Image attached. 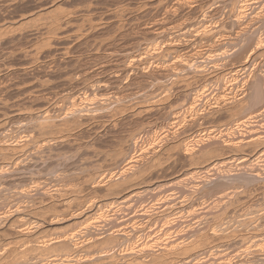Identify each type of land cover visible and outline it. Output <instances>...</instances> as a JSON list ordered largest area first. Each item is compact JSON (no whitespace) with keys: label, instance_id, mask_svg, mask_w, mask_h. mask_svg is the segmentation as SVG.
Masks as SVG:
<instances>
[{"label":"bare ground","instance_id":"6f19581e","mask_svg":"<svg viewBox=\"0 0 264 264\" xmlns=\"http://www.w3.org/2000/svg\"><path fill=\"white\" fill-rule=\"evenodd\" d=\"M101 1H105V0H101ZM101 1L100 0H0V121H1L0 123V240L3 237H9L10 240L9 239L8 240L11 242L9 243L5 241V243H8L9 246L8 248L7 244H5L3 241V243L6 245L7 248L5 247L0 248V264H264V192L260 191L261 193L257 194L258 192L257 191L254 194L253 192L255 191H253L252 194H250L248 193L250 190L248 191L245 190L243 186H242L243 189H241L242 187L239 182H238L240 184L239 187H241L239 189H237L238 186H235L233 184L231 188L225 187L222 189L220 187L221 190L218 188L220 190L218 192H216L217 190L215 189L216 194L212 193L213 197H211V195L209 196L210 198L206 197V199L209 200L208 202L205 200V197L202 196L205 195L204 193H201L202 194L201 195L198 192L200 198L199 196H195L197 197V199H195L194 196H193L194 198L190 197L192 192L189 191L190 194L187 195V198L185 199L184 198L177 199L179 198L178 196H175L177 197L176 199L175 197L171 199V196L168 197V199H166L165 198L166 196L165 197L163 196V198L165 199L164 200L162 199L163 203L161 202L162 207L160 209L143 208L141 210H136V211L134 210L132 212L120 213V209L113 208L115 206L118 207V205L125 207L128 201L133 199V197H137V196L140 197V195L143 192L147 190L149 191L150 189L148 183H150L151 180L153 181L156 180L155 182H157L156 183L157 185L154 184L153 187L158 186L159 179L161 177L162 178L166 177L167 174L169 175L168 172L167 174L165 173L166 171H168V169L171 172L172 169L177 168L176 165L178 161L185 162L186 166H188L187 169H185V165H182L183 163H179L181 164L178 165L179 170L181 169L183 170L184 168L186 172L188 170V172H190L191 174L200 173L202 174V176H204L203 178L201 177L202 179L200 178L199 181H196L194 183L193 186L195 189L193 190L195 194L197 193L195 191L196 189H199L200 191L204 189L206 186L209 187L210 185L209 183L211 181H212L211 183H213L215 179L217 180V178L213 176L216 173L215 168L217 166H226L232 163L234 165L237 163L241 165V167L250 165L251 167H253V169L250 170H251V175L254 178L256 177L255 181L260 177V175L264 173V168H262L261 166L260 168L258 166L256 167L255 165L257 164L254 165L255 162H251L254 160L256 161V159L260 158L264 154V130H261L262 128L261 129L257 128L258 126L254 127L253 124H251L253 123L252 122L253 118L256 119L257 117L261 118L262 116H264V94H263L264 87L261 82L262 79L260 78L261 75H262L261 77H263L264 75V58L262 57L263 59L261 60L263 61H261V63H259L260 60L259 62L258 61L256 62L259 63L260 71L254 72L253 71L254 69L250 67L253 72L249 74L247 71L249 75L248 76L246 75V79L241 82L240 87L238 88L237 85H234L236 84V79H237L236 73H239L240 71L245 72L248 69L249 63L252 62V60L254 61L255 57L258 56L260 57L264 55V37H261L259 34L264 28V0H223L224 2L221 1L222 2L221 4L225 6L228 5V3L226 2H229V4L231 5V7L229 5L231 9L228 8L229 10L232 11L231 13L233 14L232 21H230V23H234L238 27V32L235 35L232 34L234 35L233 37L231 35L230 37H228L229 39L226 41L222 39L214 40V43L211 42L213 43L212 45L208 44L209 46L206 51V55H203L205 51H203L204 52L203 54L197 53L199 52L198 51L199 48H198L197 52H195L196 50H194L195 53L190 54L188 58L185 57L186 59L183 58L180 59V57H184V56L183 55L179 56L180 55L179 54L178 57L176 56L177 55L176 53L179 52H175V56L177 57L175 58L177 60H175L174 58L173 61L172 60L173 57H172L171 59L173 61L172 63H169L168 65L156 64L155 66H153L152 64L154 69H156L155 71H157V75L160 76V78H164L165 81L167 80L166 81L167 83L158 80L157 81L159 86H161L162 88L164 87V89L168 90L169 93L165 92V90L160 91L162 90V88L159 90L160 91L159 95H161V92H163L162 97H160L156 93V97L157 95L158 98L160 97L159 100L162 98V100L166 101L168 98H170L171 90L175 92L176 90L182 89L184 87L181 81L187 83L189 79L194 80V78H196L198 79L199 83L200 82L204 83L207 80V76L209 77L210 74L209 75L205 74L206 72H204V69L202 68L204 64L201 63V61L203 62V60L205 62V58H207L209 62L214 61L215 62L214 64H216L218 60L220 61L225 60L224 63L222 62V66H223L225 62L228 60L227 58L229 57V55H231L229 54L230 53L229 48H231L232 50L234 46L238 45L239 47H241V45L245 43L246 47L243 48L244 50L241 47L242 52H244L243 54H245L246 51L250 49L248 55L246 53L247 56L244 57L245 59L241 56L240 58H243L244 60L240 59L237 62L233 61L231 64H229L230 67L225 65L228 67V74H230V78L232 77L231 80H229V86L231 87L228 88L229 90L228 94L230 95L224 97V99L222 98V100L224 101L222 105L219 103L221 110L224 111L226 114H228L231 119L230 123L229 124L227 123L228 125L225 126L224 128L225 132L224 130L223 133L222 131H220L221 133L218 135H216V133L214 132L215 135L213 134L207 138L205 137L206 141L209 142V144H206L209 145L207 148H205L206 145L203 143L205 146L203 145L202 147L205 149L199 147V145H202L201 144L202 142L200 144H197V142L193 143L191 141L192 142L191 143L190 140L188 139L187 141L185 140L186 137L183 140L180 139V141L178 142V140L174 139L176 138L175 137L176 134H175L173 138L170 137L172 138L171 141L169 140L170 138L167 139V141L164 140L166 143L163 141L165 144V145L163 144L161 145L163 147L160 146L159 148V145L161 144L160 143L158 146L156 144L158 149H156L157 147L156 148L152 147L147 149L139 148L138 153L136 151L135 141L132 140L134 135H131V133L126 136L115 135L116 132L120 130L118 128L121 127L122 125L121 122L122 121L125 122V120H122L124 119L123 118L124 115L126 117V115L129 114V113L124 114V113L128 109H131L132 111H134L135 109V106L131 104L128 105L127 103V102H132L131 100L127 101L123 99V97L127 93L122 94L124 96L121 95V93H123L127 89L126 90L123 89L124 91H121L122 86H120L121 89H119L115 85H119V83L121 84V82L123 83L124 79L125 80L129 79L130 82V81H134L136 78H139V76H141V78L147 77L149 75L148 73H150L148 71L151 70V69L148 70L147 74L144 71L147 70V66H146L147 62L151 63V61L152 62L157 61V59H160L162 56H163L162 59H164L165 61V57L162 53L163 50L161 53L159 52V50L163 47L162 45H160L162 46L161 48L159 47L160 49H156L158 50V52L156 50L155 52L153 49L151 50V48H153V43H151L150 45L151 48L150 47L148 48L149 46L148 44L145 45L146 47H142L143 48L142 52L138 49L137 50L135 49V51H137L136 53L134 50H132L131 52L129 51V49H131L129 47L130 45L129 43H131L132 39L129 43H128V39L132 38L133 36H135L134 38H136L137 34H133L136 32L137 30L136 28H139V30L143 31L142 33H144L145 35L146 34L152 35L153 33L154 37H156L155 35H158L156 33L160 32V31L157 32V29L162 30V28L166 26L164 24L165 26L162 27L163 26L161 25L162 22L166 20V18L168 19L169 17L171 18L172 15H174V17L173 19L171 18V20H174L177 10H182L180 12L184 11V13L187 12V14L193 13L190 16H193L195 14V16L197 15L198 17L197 22L190 23L189 20V23L188 24L185 23L186 25L183 28L180 26L183 29V30L181 29L182 31L180 32H178L179 28L177 27L178 28L177 34L179 33L180 35L179 34L176 35V33L171 34L173 36L176 35L175 37L188 36L187 38L189 39V36H191V33L193 31L196 33L198 32L196 30L197 26L200 30L203 29L202 27L203 25H205L204 23H206L207 19L208 21H210L209 17L210 18L212 17L211 19H213V17L215 18V15L218 17L217 15L219 14L218 8H222L224 6L221 7L220 3H219L220 5L218 6L215 4L218 7L217 8L213 3L216 0L215 1L213 0V2H211L210 0L211 5L213 4V6L211 7L214 6L215 7L212 8V11L210 10V12L212 13L208 14L207 12L208 15H205L204 14L205 12L203 13L201 11H204L206 9V5L204 10L200 9L202 6L200 4H199L200 7L199 9L194 10L195 5L192 8V4L197 0H169L170 7L167 6L169 7L168 10H166L167 8L166 9L164 8V10H166L164 13L163 12L164 10L163 11L159 10L162 8L159 5V2H157L160 8L157 9L156 7L155 8L153 6L152 7L154 8V11L159 10L163 12L164 13L163 15H166L164 17L165 19L163 18L162 22L157 23L158 22L157 21L155 22V24L151 23L144 26L143 21L141 19L140 20L142 23L139 20H137V15L139 10L138 12H135L136 11L135 5H134L135 7L134 9H132L133 7H130L128 4L124 5L126 7L120 6L119 4L118 6L115 4V1L112 0L114 1V5H116V7L104 8V10H101V4L103 5V3H105V2L101 3ZM112 1H110V3ZM127 1L128 0H126V2ZM169 1H167V3ZM203 1L204 0H201V4H203L204 7L205 1L204 3H202ZM99 2L101 4H100V9L98 10L99 12H97L96 8L99 7L97 6L99 5ZM217 2L219 1L217 0ZM167 3L166 5H168ZM145 4L146 2L139 5L145 7L146 6ZM151 4H153V2H151ZM154 4L155 6H158L155 2ZM208 5H207V9H208ZM146 7L149 9V6ZM140 8L143 9L142 7ZM145 9L146 8H144V10ZM92 10H94L97 13V16L95 18L94 15L96 13H94V11ZM146 11L148 12L147 9ZM228 12L230 13V11ZM150 13L152 14V12ZM143 14L146 15L145 12ZM153 14H155L153 16L156 17V11ZM157 14L159 15L158 12ZM160 15H162V13ZM138 17L140 18V16ZM147 17H148V13H147ZM185 17L189 18V16H185ZM144 19L146 18L144 17ZM193 19L192 21H196ZM171 20L169 19V21ZM146 21H148V19H146ZM166 21L164 23L169 22ZM221 22L219 24V27L222 26ZM204 27L205 29L202 30L200 33L197 34L192 33L194 35V37L192 35L193 39H195V41L197 40L198 42V43L196 42L195 44H199V41L201 40H203L204 42L213 41L212 39L215 34H217V38H218L219 30L221 29V27L219 28L218 31L216 29L217 27L216 28L213 27L216 30L211 29V31L209 30V28L206 31L207 26ZM193 28L195 29L193 30ZM165 29L168 30V27ZM98 31H100L103 36L105 35V37H103ZM154 31L156 33H154ZM163 31L164 30H162V34L164 33ZM174 31L175 30H173L172 32L171 30L170 32L174 33ZM96 32H98L100 36H102L101 39L98 38L100 40L96 39L97 36H99V35L96 36ZM166 33L165 35H167ZM132 34L133 36L130 37V35ZM160 35L161 33H159V37ZM94 37L98 41L94 40ZM162 37H163V41H165L166 43L165 44L166 46L163 47L166 48V51H164V53H166L168 49H170L171 51L172 48L173 51L174 49L175 51L179 50V48L176 50L177 48L176 46L178 44L179 45L182 44V42H180L181 40L179 41L180 43L177 42L178 44L176 45L175 43H173L174 42L173 40L175 39L174 37H173L174 39L171 42L170 41L166 42L167 41V39L165 38L166 36L162 35L161 38ZM192 37L190 39H192ZM177 38L179 39V37ZM181 38L182 37H180V39ZM183 39L185 40L186 38ZM20 40L21 42H23V40L24 42L27 41L26 44L28 45H24L25 47L24 46L22 47V45L25 43L23 44L20 43V45L21 44L22 45L19 46L18 44ZM159 41L160 40H158V42ZM185 42L187 43L186 40ZM191 42H192L191 40H188V44L185 46L189 45L188 47L191 48L190 46ZM134 43H136L135 40L132 44ZM161 44H163V42ZM89 45H91V47L94 48L93 51L96 53L95 55L98 54L99 56L98 57L99 62L95 58L96 63H98L96 68L98 69L100 68V70L102 71L103 68L105 69V67L109 63L113 64V67H111L110 69L113 70V68H116V70L114 69L115 70L114 72H111V74H108L107 76L112 81V83L108 82L109 85H111V87H109L104 77H103L104 81L108 86L104 84L105 82L102 81L101 78L100 80L103 83L99 80V78L98 79L93 78L94 76L93 73H92L93 76H91L93 79L91 80L86 79V77L88 76L90 77V73L93 72L94 70L96 71L97 74L98 69L96 70L95 68L93 70L90 69L89 66L85 67L86 65H82L81 63H83L84 61L80 63L79 60V58L80 57L82 58V56L80 57L78 56L79 58L77 57V55L74 56L75 54L74 49L78 47L84 48L85 46L86 47L88 46L89 48ZM138 46L135 45L134 47L136 48ZM185 46L184 48L186 49ZM192 48H194V45ZM186 50L189 51L190 49L187 48ZM228 50L229 53L227 52ZM167 53L169 54V52ZM171 53L173 52H170V54ZM210 55L211 57H209ZM212 55H214L215 58L212 57ZM248 56L250 57L251 61L250 59L248 60ZM201 57H204V59L203 58H202L203 60L199 59L200 60L199 62L197 59ZM237 59H239V57ZM82 60H84V58H82ZM195 60H197L198 62ZM91 62H89V64ZM69 64L70 65L72 64L73 67H71L70 70L68 69L69 71L68 70L67 71L69 73H67L65 70L68 67L65 65H69ZM252 64L254 63H251L250 65ZM217 66L220 67V64L218 65L216 64V67L215 65L213 67H215V69L219 68ZM225 66L223 67V69L225 68ZM260 66H262V69ZM143 67L144 70L142 69ZM213 67L211 70L214 69ZM207 68L205 67V69ZM109 71L106 72L108 73ZM65 75H67V77H65ZM151 75L152 74H150L149 76ZM154 75L155 74L153 73V76ZM95 76H98V74ZM77 77H78L77 79L78 82H80L81 80L83 81L84 80L83 78L87 80V82L86 80L85 82L84 81L80 82L82 83L80 84L81 85L80 89L83 91L84 94L82 95L83 98L85 99L95 98V100H93L94 104H92L93 102H91L92 105L91 107L83 106L82 103L83 101H81L82 104L81 105L77 101V97L72 96V92L70 94L60 93L61 95L59 94L57 95L52 93L51 91L52 89L49 86L50 79L53 78L54 80V78H56V80H58L60 78L58 80L59 83L65 80V84L63 82L62 86L67 84H76V86H78L77 84L79 83L77 82V80H75ZM79 77H82V79H79ZM154 77L156 78V76ZM150 78H152V76ZM109 79H107V81ZM53 83L54 82H51V84ZM127 83L128 82H126V85ZM112 84H114V87H112ZM53 86L55 89L56 88L55 85H52V87ZM69 87L72 86L70 85ZM234 87L237 88L235 89ZM66 89H68V87H66ZM201 89H196L195 90L196 92H194L193 94L198 93L199 95L200 93L203 92V90ZM173 92H171V94ZM183 94L185 99L188 101L189 106L191 107L194 104L193 99L196 98L195 95L197 94L193 95L191 93L192 97H189V93H186V91L183 92ZM80 96L81 95H79V97ZM199 96H201V94ZM158 98H156L157 101ZM249 99L250 101L253 99V101H251L250 104H252V102L254 104H252V107L250 106L251 107L250 110L247 108L248 112L247 113L245 112L246 114L243 115L244 114L243 109L246 108V105L248 103L247 101ZM86 100L87 102L85 103L88 104V102L90 101H88V99ZM124 100L126 101L127 104L124 102ZM155 105L156 104L153 101L149 105H147L146 108H144V110L142 111H145V109L147 110L151 108L154 109ZM37 106H40V108L37 109ZM159 107H162L163 109V105L162 106L159 105ZM159 107L158 109L156 108L157 109L156 112H159ZM139 110L137 111L140 112ZM137 111H135V113ZM210 111L212 112V110ZM167 112L170 113V111L166 110V113ZM133 113L134 112H132L130 116H132ZM169 113L168 115H172V113L170 114ZM215 114L216 112L214 111V115ZM137 115H133V116L136 118ZM195 115L196 113L194 114V116ZM210 115L209 117L206 116V118H210L211 117ZM140 116L141 115H139V117ZM199 118L200 117H198V119ZM195 119L193 118V121L191 122L188 121L190 123L188 124H189V130H192L194 136H196V140L195 138L192 139L197 141L198 139L197 126L199 125L194 122L196 121ZM260 120L262 121V119ZM186 127L188 128V126ZM241 127L242 128L247 127L248 130L246 129L244 130L246 134L242 133L243 129L242 131L237 130ZM229 131L231 132L229 133L230 135L232 134V132L235 134L237 133V135L234 138H229V135L227 136ZM82 134H84V136L85 134L88 135V138L85 136V138L87 139H89L90 137L89 143H85L84 145L82 144L83 142L82 143L80 142L81 145L80 143H77L79 142L77 141V139L79 137H83ZM97 138H105L106 141L108 139L109 143L111 144V145L109 144L108 146L110 147V149L112 148L110 150L112 153L110 154L109 157H106V155H108L109 149L104 148L105 150H99V148L97 149V146H95L96 144L93 143V141H95ZM200 140L202 141L201 138ZM200 140L198 141L200 142ZM108 141L105 143H108ZM73 144H75L77 149L80 148L83 150L82 154L88 156L87 158L88 161L89 159L90 160L93 159L95 161L97 158L104 159L103 160V162H105L104 167L109 168L108 170H106L107 172L105 171V173L104 172L99 173L100 171L103 170L101 166L102 170L98 172L99 173L98 175L93 174L91 177L87 175L86 176L83 175V177L84 178L86 177L87 179L80 177L83 180L80 179L81 181H79L77 179L78 182L74 185V187L65 188V189L64 187L57 188L59 185L57 183L62 181V177L57 179L54 178L56 180H52V181H54L53 182L55 184L54 186H56V184L57 186L56 188L52 186L54 188V190L52 189L53 191H49L46 186L42 185V183L46 185L45 182L40 183L42 180H40V182L38 183L36 178H38L40 174L37 177L32 178V176H36V175L35 174L33 175L32 172L30 171L31 166H34L35 168L36 167L35 165L39 162H45V161L51 162L50 160L52 159L53 155L54 157L57 156L59 157V155L61 156V154L59 155L57 154L59 153L57 152L59 150V149L57 150V148L62 146L72 147L74 146ZM71 147H68V150L69 148L73 149ZM240 147L242 148V150L243 148L245 149V151L247 150L248 153L247 154L238 153ZM74 154L73 156H75ZM82 154H80V156ZM86 156H85V160H86ZM81 158L84 157L81 156ZM85 160L84 162L86 163ZM233 161H238V162H233ZM48 165L47 167L49 168ZM45 167H43V169ZM55 167H57V165ZM97 169L98 168H96V170ZM46 170L48 171L49 169L46 168ZM179 170H173L171 174L174 175V173L178 172ZM49 171L51 173L52 170ZM218 172L216 173V176ZM240 172L239 174L242 175V173ZM249 172H247V174ZM60 173L61 172H59L58 174L60 175ZM63 173L65 172H62L61 175ZM72 173L73 172H71L70 174L71 176H73ZM76 174L77 175H74V177L78 178L80 174L79 175L78 173ZM239 174L236 175L232 174V177L237 176L238 178ZM243 174H245V172ZM246 175H242L239 178H242ZM50 176H48V178ZM171 176L172 175L168 176L170 178L167 179L169 185H172L176 182H181L182 179L186 178L185 177L178 179L179 176L178 174H175L172 177ZM41 177L42 176L40 175L38 179H40ZM51 177L50 179H52ZM56 177H58V175ZM75 178L73 179L75 180ZM162 178L160 180H162ZM176 179L178 180L176 181ZM259 179L260 180L262 179L264 181L262 176ZM216 180L214 182H216ZM241 180H245V179H241ZM250 180L252 181V178H250ZM35 181L37 183L36 185L34 183ZM52 181H50V183ZM255 181L252 182L255 183ZM28 182L31 183L33 182L35 187L31 189L33 183L31 184L30 186L31 188H30L29 187L30 183L28 185ZM226 182L227 181H225V183ZM48 183L49 182L47 180V184ZM263 183L261 184L263 185ZM150 184L152 186V183ZM218 186L216 185V187ZM223 186L224 184L222 185V187ZM263 186L262 188L264 189ZM161 187H160V191L162 192ZM167 187L169 186L167 185ZM248 187L249 186H247V188ZM51 188L49 189L51 190ZM81 188L84 189L86 188V190L87 188L90 189L87 190L89 191L87 193H90L92 190L97 192L100 191L102 193L105 192L107 193V196L109 194L112 195L114 199L110 197L113 200L110 202V204L111 206L113 204L112 207L114 209V210L112 209L113 212L106 214L107 213L106 211L107 207H106L105 208L106 213L104 212L105 216L99 212L101 209L98 211L100 214L97 211L96 213L94 211L98 210V208H101L100 206L98 207V205L97 207L95 206L96 209L94 208V211H91L89 207H93L94 202L92 203L93 205L90 204L89 207L88 206L87 208L85 207L87 210L80 209L78 205H76L77 206L76 209L75 206L73 205L77 204L75 202H79L77 200L78 197L76 195L79 189H80L79 191L82 192L83 189ZM179 188L180 187H178V191ZM257 189L259 190V188ZM213 190L212 192H214ZM254 190H256L255 187ZM155 191L157 190L155 189ZM97 192L94 193L98 194ZM175 192H177V190ZM94 193L91 192L90 194L93 195ZM74 196H76L77 199L75 198L73 205L70 207L71 203L73 202ZM80 196L82 197V195ZM70 199H72L71 200L72 202L70 201ZM85 200L87 199L85 198L84 201ZM154 200L156 199L154 198ZM157 202L160 203V201ZM243 203H249L246 208L244 207L245 209L242 208ZM212 205L219 207L220 209L217 208L219 211L217 209H214L217 212L211 210ZM240 205L242 207H240ZM58 206H62L61 208L63 209L67 207L68 209L74 208L75 210L72 209V211H69L66 208L67 209V210L65 209L66 212H63V210L61 211L60 209H58V211L60 210L61 212L58 213L52 212L53 215L51 216L50 209H53L52 211H54L58 208ZM155 206L156 205H154V207ZM208 206H211L210 209ZM127 208H126L127 211L128 210L131 211V209L129 208L127 209ZM102 209L104 208L102 207ZM122 210L125 211V209H121V211ZM103 211L104 210H102L101 212ZM26 212H28L29 214L30 212H34L38 216V218H36L37 220L31 218L32 219V221L30 220L31 223H28L29 222L28 220L30 218L26 216L27 217V221H26L25 219ZM48 212L50 213V216L48 215L49 214ZM97 214L102 215L101 220L96 219L97 217L100 218L99 215ZM32 216H34V214H32ZM69 219H73L74 220L72 221L73 223L72 222L68 223L67 228H65L66 226L63 225V227L65 226L64 227L65 229H63V227H62L63 230L60 229L61 225L59 226V224L68 222ZM75 221L77 224L75 223ZM55 224H57L59 227H54L53 225ZM157 230H159L160 232ZM156 231L159 232L158 234H161V231L163 232L162 239H161V235L156 236V237H160V239L156 237L155 239L151 238L157 234ZM155 232L156 234L153 235V233ZM148 236L150 239L147 238L143 240ZM9 244H11V247ZM21 245L23 246L20 248ZM23 247L26 248L24 249ZM30 253L33 254L35 253L37 255V256L35 255L36 256L35 260L31 259ZM28 255H29V259H28Z\"/></svg>","mask_w":264,"mask_h":264},{"label":"rangeland","instance_id":"374dc122","mask_svg":"<svg viewBox=\"0 0 264 264\" xmlns=\"http://www.w3.org/2000/svg\"><path fill=\"white\" fill-rule=\"evenodd\" d=\"M101 1V0H100ZM110 1H112V0H105V1H101V3L102 2H105V3H103V5L99 2V5H97V6H99V7H97L96 8V10H97V12H99L98 10L100 9V4H101V10H104V8H113V7H116V5H120V6H124V5H126V4H128L130 7H133L132 9H134L135 7L137 8H135V12H138V10H139V12H138V15H137V20H139L140 22H141V20L143 21V24H144V26L145 25H147V24H155V22H157V23H159V22H162L163 21V18L166 16V15H163L164 13H165V11L166 10H168V8L170 7L169 5V3H170V1L169 0H159V1H156V0H128L127 2H126V0H114L115 1V4L116 5H114V1H112L111 3H110ZM133 1V2H132ZM146 2V6H149V9L145 6H141V5H139V4H142V3H144V2ZM167 1H169L168 3H167ZM204 1H205V3H204ZM202 3H204V7H203V4H201V0H197L196 2H194L193 4H192V8H193V6H194V10L196 9H199L200 7H199V4L200 5H202L201 6V10L203 9H205V5H206V9H207V5H208V11L205 9L204 11H201V12H205L204 14L205 15H208V14H210V13H212V12H210V10L212 11V8H214L216 5L218 6V5H220L222 2L221 1H223V0H218L219 2H217V0L215 1V2H213V0H211V2H213L214 3V7H211V6H213V4L211 5V2H210V0L208 1V0H204ZM107 2V3H106ZM116 2H118V3H116ZM141 2V3H140ZM150 2V3H149ZM151 2H153V4H154V2L158 5V3L157 2H159V5L161 6V8L162 9H159V10H164V8L166 9V10H164L163 12H161V11H159V10H155L156 11V17L155 16H153V15H155V14H153L155 11H154V8L156 7L157 9L158 8H160L159 7V5L158 6H155V4L153 5V4H151ZM162 2V3H161ZM207 2H208V4H207ZM224 2V1H223ZM125 3V4H124ZM130 3V4H129ZM139 3V4H138ZM166 3L168 4V5H166ZM220 3V4H219ZM226 3H228V5L227 6H225V5H223V4H221L220 6L222 7V6H224V7H222V8H218L217 6V8L219 9L218 11V13L219 14H221V15H219V14H217L218 15V17L215 15V18L213 17V19H211L210 17H209V19H210V21H208V19H207V21H206V23H204L205 25H203V27L202 26H200V27H202L203 29H199L198 28V26H197V28H196V30L198 31L197 33H200L202 30H204L205 29V27L204 26H207V28H206V31L208 30V28H209V30L211 31V29H215L216 27V29H217V31L219 30V28L221 27V31L219 30V34H218V38H217V34H215L214 35V37H213V41H210V42H204L203 40H201V41H199V44H195L196 42H197V40L195 41V39H193V37H194V35L192 34V33H196V32H192L191 33V36H189V39L186 37V36H177V37H179V39L177 38V37H175L176 35H178L177 34V30H178V28H179V30H178V32H180V31H182L183 29V27L186 25V24H188L189 23V20H190V23H193V22H197V19H198V17H197V15L195 16V14L193 15V16H190V15H192L193 13H188L187 14V12L186 13H184V11L183 12H180V11H182V10H175L177 13H176V15H175V18H174V20H171V18L173 19V17H174V15H172V17L170 18L169 17V19L172 21H169V19L168 18H166V20H164L163 22H162V24L161 25H163L162 27H164L165 25V27L164 28H162V30H164L163 32V34H162V30L160 29H157V32H159V33H161V35H160V37H159V33H156L155 31H154V33H156V34H158V35H155L156 37H154V34L152 33V35L151 34H144V33H142L143 31H141V30H139V28H136V29H134V30H136V32L135 33H133V34H137L136 35V38H134L135 36H133V34L132 35H130V37L131 36H133L132 38H129L128 39V43L131 41V39H132V41H131V43H129L130 45H129V47L131 48V49H129V51H131L132 52V50H134L135 51V49L137 50H140L141 52H142V47H146L145 45H149L148 46V48L150 47L151 48V43H153V48H151V50L153 49L154 51L156 50V49H160L162 46L163 47H165L166 45V43H165V41H163V37L161 38V36L162 35H164V36H166L165 38L167 39V41L166 42H171L174 38V42L173 43H175L176 45L178 44V43H180V42H182V44H178L175 48H176V50L179 48V50H177V51H175V49H174V51H173V48L171 49V51H170V49H168L167 50V52H169V54L166 52V53H164V51H166V48H161L160 50H159V52L161 53L162 52V50H163V55H164V57H165V61H167V62H165L164 61V59H162L163 58V56L160 58V59H157V61L158 60H161V61H151V63L150 62H147V64H146V66H147V70H144V67L142 68L145 72H146V74L148 73V72H150V73H148L149 75L150 74H152L151 76H152V78H150L151 76H147V77H142L141 78V76H139V78H136L134 81H130L129 82V79H124L123 80V83L121 82V84L119 83V85H115L117 88H119V89H121V91H124V90H126V91H124L123 93H121V95L122 94H125V93H127V94H125V96L124 95H122V96H124L123 97V99H125V100H127V101H132V102H127L128 103V105L129 104H131V105H133V106H135V109H134V111H132L131 109H128L124 114H128V115H126V117H125V115H124V119H122V120H125V122H121V124L123 125H121V127L120 128H118V129H120V130H118V132H116V136H126V135H128V134H130L131 133V135H134L133 136V141H135V144H136V151H137V153H138V150H139V148H142V149H147V148H152V147H157L160 143V145H159V148H160V146L163 144V145H165L164 144V142L165 141H167V139H169L170 137H174V135H175V137L177 138H174L175 140H178V142L180 141V139H185V137H186V141H187V139L188 140H190V142L192 141L193 143L194 142H197V144H200L201 142V144L202 145H199V147H201L202 149H205V148H207L209 145H206V144H209V142H207L206 141V139H205V137L207 138V137H209V136H211V135H215V133H216V135H218V134H220L221 132L220 131H222V133H223V130H224V128H225V126H227L229 123H230V116L228 115V114H226L224 111H222L221 110V107H220V104L222 105V103L224 102L223 100H222V98L224 99V97H227V96H229L230 94H228L229 93V90H228V88H230L231 86H229V80H231V78H230V74H228V67H230V65L229 64H231L233 61H235V62H237V61H239L240 59L242 60L244 57H246L247 55H248V52H250V49L249 50H247L246 51V53H247V55H246V53L245 54H243L244 52H242V50H241V47H242V49L243 48H245L246 47V44L244 43V44H242L241 45V47H239L238 45L237 46H234L233 47V49L231 50V48H229V50H230V53H229V50L227 51L229 54H231V55H229V57L226 59L227 61L225 62V64L222 66V62L224 63V61H220V60H218V61H220V62H218L217 60V62H216V64L218 65V64H220V67L219 66H217V67H219V68H216L215 69V67H216V64H214L215 62L213 61H208L207 60V58H205V62H204V57H201V58H198L197 60L200 62V60L199 59H201V60H203V62L201 61V63H203L202 65V68L204 69V72H206L205 74H207V75H209V77L207 76V80L203 83V82H200L199 83V81H198V79H196V78H194V80H191V79H189V81L187 82V83H184L183 81H181L182 82V84L184 85V87L182 88V89H178V90H176L175 92H173L172 90H171V92H173L172 94H171V92H170V98H168L166 101H164V100H162V98L159 100V98L160 97H162L163 96V92H161V95H159V92L160 91H163V90H165V92H168V90H166V89H164V87L162 88L161 86H159V84H158V81H162V82H165V83H167L166 81H165V79L164 78H160V76H158L157 75V71H155L156 69H154V67L153 66H155L156 64H159V65H168L169 63H172L173 61H174V58L176 57V56H178L179 54V56H181V55H183L184 57H180V59H186L185 57H187L188 58V56L190 55V54H192V53H195V52H197V49H198V51L199 52H197V53H201V54H203L204 52L203 51H205V53L203 54V55H206V51H207V49H208V46L211 44H213L214 43V40H218V39H222V40H228L229 38L228 37H230L232 34H236L237 32H238V27L236 26V24H234V23H230V21H232V11L231 10H229L228 8H230L231 7V5L229 4V2H226ZM108 4V5H107ZM133 4V5H132ZM162 4V5H161ZM166 6H165V5ZM197 4V5H196ZM105 5V6H104ZM118 5V6H119ZM127 5V6H128ZM134 5H135V7H134ZM138 7H137V6ZM164 5V6H163ZM229 5H230V7H229ZM67 6V5H66ZM66 6H64V7H66ZM104 6V7H103ZM128 6V7H129ZM154 8H153V7ZM167 6H169V7H167ZM210 6V7H209ZM124 7H126V6H124ZM140 7H144V8H146L147 10H148V12L146 11V9L144 10V8L143 9H141ZM140 9H141V12H140ZM153 9V10H152ZM221 9V10H220ZM225 9V10H224ZM231 9V8H230ZM95 10V9H94ZM94 10H92V11H94ZM100 10V11H101ZM143 10H144V12H145V14L146 15H144L143 13ZM248 10V9H247ZM152 12V14L150 13V12ZM154 11V12H153ZM228 11H230V13L228 12ZM134 12V11H133ZM143 12V13H142ZM148 13V17H147V13ZM157 12L159 13V15L162 13V15H158L157 14ZM161 12V13H160ZM207 12H208V14H207ZM226 12V13H225ZM94 13H96L95 11H94ZM142 13V14H141ZM150 13V14H149ZM179 13H180V15H179ZM174 14H175V12H174ZM183 14V15H182ZM187 14V15H186ZM227 14V15H226ZM152 17H151V16ZM229 15V16H228ZM231 15V16H230ZM97 16V13L94 15V18ZM138 16H140V18L138 17ZM146 18V19H148V21H146V19H144V17ZM185 16H189V18H191V19H189L188 17H185ZM159 17V18H158ZM162 17V18H161ZM196 19H195V18ZM231 17V18H230ZM139 18V19H138ZM194 18V19H193ZM217 18V19H216ZM219 18V19H218ZM141 19V20H140ZM151 19V20H150ZM165 19V18H164ZM188 19V20H187ZM192 19L193 20H196V21H192ZM228 19H229V21H228ZM220 20V21H219ZM152 21V22H151ZM168 22V23H170V24H168V23H164V22ZM186 21V22H185ZM218 21H219V23H218ZM222 21V22H221ZM145 22V23H144ZM220 22H221V24H222V26H220L219 27V24H220ZM142 23V22H141ZM186 23V24H185ZM165 24V25H164ZM183 24V25H182ZM198 25V24H197ZM200 25H202V24H200ZM216 25V26H215ZM143 26V25H142ZM171 26V27H170ZM173 26V27H172ZM182 28H181V27ZM195 26H196V24H195ZM168 27V30H166L165 28H167ZM178 27V28H177ZM194 27V26H193ZM210 27H212V28H210ZM213 27H215V28H213ZM234 27V28H233ZM169 28H171V29H169ZM195 28H193V30L195 29ZM182 29V30H181ZM215 29V30H216ZM139 30V31H138ZM166 30V31H165ZM172 30V32H173V30H175L174 31V33H172V32H170ZM263 30H264V28H263ZM262 30V31H263ZM140 33H138V32ZM223 31V32H222ZM262 31H261V33H262ZM100 34H101V32L100 31H98ZM98 32H96V36L97 35H99V36H97V38L96 39H98V38H102V36H100V34L98 33ZM167 32V33H166ZM165 33L167 34V35H165ZM176 33V35L175 36H173V35H171V34H175ZM196 33V34H197ZM261 33H259L260 34V36L261 37H264L263 35H264V31H263V33L261 34ZM171 36H169V35ZM139 35V36H138ZM140 35H142V36H140ZM180 35V34H179ZM192 35H193V37H192ZM234 35H232V37L234 36ZM145 36V37H144ZM151 36H152V38H151ZM170 37V38H168V37ZM103 37H105V35L103 36ZM157 37H159V38H161V39H159V38H157ZM174 37V38H173ZM180 37H182L181 39H180ZM192 37V39H190ZM219 37H221V38H219ZM226 37V38H225ZM143 38V39H142ZM156 38V39H155ZM183 38H186L185 40L187 41V43L185 42V40L183 39ZM95 39V37H94V40H96ZM100 39H98V40H100ZM98 40H96V41H98ZM134 40L136 41V43H134V44H132L133 42H134ZM155 40V41H154ZM157 40V41H156ZM158 40H160V41H162L163 42V44H161L162 42H158ZM175 40H176V42H175ZM181 40V41H180ZM188 40H191L192 42H191V48H189L188 46H185V45H187L188 44ZM152 41V42H151ZM180 41V42H179ZM202 41H203V43H202ZM122 42H125V41H122ZM142 42V43H141ZM178 42V43H177ZM183 42H184V44H183ZM211 42H213V43H211ZM20 43H25V44H21L22 45V47L24 46V45H28V44H26L27 43V41H25L24 42V40H23V42H21V40H20V42H19V46H21L20 45ZM126 43H127V41H126ZM144 43V44H143ZM146 43V44H145ZM154 43H156V44H154ZM198 43V42H197ZM140 44V45H139ZM207 44V45H206ZM209 44V45H208ZM133 45V46H132ZM138 46V47H134V46ZM158 45V46H157ZM160 45H162V46H160ZM193 45H194V48H192L193 47ZM141 46V47H140ZM158 47V48H155V47ZM184 46L186 47V49L188 48V49H190L189 51L188 50H186L185 48H184ZM207 46V47H206ZM25 47V46H24ZM86 47V46H85ZM84 47V48H85ZM133 47H134V49H133ZM160 47V48H159ZM183 49H182V48ZM79 48V47H78ZM78 48H75L73 51L75 52V54H74V52H73V54H74V56L75 55H77V57L79 56H82V58H84V60H82V58L80 59L79 57V60H80V63L81 62H83V63H81L82 65H86L85 67H87V66H89L90 67V69H95L96 67H97V64L98 63H96V59H97V61L99 62V59H98V54L97 55H95L96 53L93 51L94 50V48L93 47H91V45H89V48H88V46L86 47V48H88V49H84V48H82V47H80L79 49ZM91 48V49H90ZM140 48V49H139ZM181 48V49H180ZM206 48V49H205ZM77 49V50H76ZM185 49V50H184ZM203 49V50H202ZM205 49V50H204ZM80 50V51H79ZM194 50H196L195 52H194ZM234 50H235V52H234ZM238 50V51H237ZM244 50V49H243ZM91 51V52H90ZM133 51V52H134ZM157 52H158V50H156ZM155 51V52H156ZM180 51H182V52H180ZM233 51V52H232ZM78 54H77V53ZM137 51H135V53H136ZM139 52V51H138ZM170 52H173V53H171L172 54V56H171V54H170ZM175 52H179V53H176L177 55L175 56ZM191 52V53H190ZM241 52V53H240ZM90 53V54H89ZM186 53V54H185ZM189 53V54H188ZM237 53V54H236ZM86 54V55H85ZM174 54V55H173ZM188 54V55H187ZM236 54V55H235ZM240 54H242V55H240ZM251 54V53H250ZM253 54V53H252ZM92 55H95V56H92ZM168 55H169V57H168ZM187 55V56H186ZM234 55V56H233ZM239 55V56H238ZM263 55V54H262ZM178 56V57H179ZM233 56V57H232ZM237 56V57H236ZM243 57V58H240V57ZM251 56V55H250ZM89 57H91V58H89ZM167 57V58H166ZM171 57V58H170ZM172 57H173V59H172ZM209 57H211V55L209 56ZM212 57H214L215 58V56L214 55H212ZM239 57V59H237ZM264 58V55L263 56H258V57H255V59H254V61L252 60V62H250L249 63V66H248V69L244 72V71H240L239 73H236L237 74V79H236V84H234V85H237V87L239 88L240 87V85H241V82L242 81H244L245 79H246V75L248 76L249 74H251V72H258V71H260V68H259V63H261V61H263V60H261V59H263ZM96 58V59H95ZM170 58V59H169ZM177 58V57H176ZM175 58V60H177ZM203 58V59H202ZM233 58H234V60H233ZM258 58V59H257ZM87 59H89V60H87ZM173 61H172V60ZM179 59V58H178ZM230 59V60H229ZM245 59V58H244ZM243 59V60H244ZM250 59V57L248 56V60ZM94 60H95V62H94ZM171 60V61H170ZM197 60H195V61H197ZM259 60H260V62H259ZM92 61V62H91ZM168 61H170V62H168ZM197 61V62H198ZM250 61H251V59H250ZM259 62V63H256V62ZM86 62V63H85ZM88 62V63H87ZM89 62H91L90 64H89ZM93 62H94V64H93ZM156 62V63H155ZM228 62V63H227ZM234 62V63H235ZM109 63V62H108ZM149 63V64H148ZM167 63V64H166ZM227 63V64H226ZM251 63H254V64H256V65H254V64H252V65H250ZM112 63H109L106 67H105V69L103 68V70L101 71L100 70V68L98 69V68H96V70L98 71L97 72V74H98V76H95V75H97L96 74V71L94 72H91L90 73V77L91 76H93V78H96V79H98L99 78V80H100V78H101V80L102 81H104V78H105V81L108 83H112V81L107 77L108 76V74H111V72H114L115 70H116V68H113V70L112 69H110L111 67H113V64L111 65ZM151 64V65H150ZM152 64H153V66H152ZM215 65V67H213L214 65ZM258 64V65H257ZM72 65V64H71ZM70 64L69 65H65V66H67L68 68H66V72L67 73H69L68 71L71 69V67H73V65L71 66ZM91 65V66H90ZM94 65V66H93ZM96 65V66H95ZM111 65V66H110ZM209 65V66H208ZM213 65V66H212ZM225 65H227V66H225ZM145 66V67H146ZM151 66H152V68H151ZM225 66V68L223 69V67ZM253 66H254V68H253ZM256 66V67H255ZM93 67V68H92ZM205 67L207 68V67H209V68H207V69H205ZM212 67L215 69H213V70H211L212 69ZM222 67V68H221ZM227 67V68H226ZM254 69L253 71H252V69ZM261 67V69H262V66H260ZM149 68V69H148ZM221 68V69H220ZM259 70H258V69ZM69 69V70H68ZM107 69V70H106ZM115 69V70H114ZM146 69V68H145ZM152 70V72L155 74L154 76H156V78L153 76V73L151 72V70ZM68 70V71H67ZM110 70V71H109ZM148 70H150V71H148ZM154 70V71H153ZM218 70H220V71H218ZM222 70V71H221ZM249 70H251V71H249ZM101 71V72H100ZM106 71H109L108 73L106 72ZM148 71V72H147ZM211 71H213V72H211ZM217 71V72H216ZM223 71H224V73H223ZM227 71V72H226ZM247 71H248V73H247ZM100 72V73H99ZM104 72H106V73H104ZM221 72H222V74H221ZM92 73H93V75H92ZM105 75H104V74ZM220 73V74H219ZM247 73V74H246ZM101 74V75H100ZM100 75V76H99ZM220 75V76H219ZM102 76V77H101ZM107 78H106V77ZM158 76V77H157ZM262 76V75H261ZM260 76V78L264 81V75H263V77H261ZM65 77H67V75H65ZM89 76L88 77H86V79L87 80H91V79H93L92 77L90 78ZM104 77V78H103ZM138 77V76H137ZM64 78V77H63ZM141 78V79H140ZM150 78V79H149ZM160 78V79H159ZM60 79V78H59ZM58 79V80H59ZM78 79V77L75 79V80H77ZM79 79H82V77H79ZM84 80V82H85V78H83ZM107 79H109L108 81H107ZM142 79H144V80H142ZM146 79V80H145ZM155 79V80H154ZM193 79V78H192ZM196 79V80H195ZM51 80H53V78L52 79H50V81H49V86L51 87V91H52V93H54V94H59V95H61V94H70L71 92H72V96L73 97H77V101L81 104V101H83L82 103H83V106H89V107H91L92 105H91V102H93V100H95V98H86V99H88V101H90V102H88V104L87 103H85V102H87V100L85 99V98H83V96L82 95H84L83 94V91L80 89L81 88V85L80 84H82V83H80V82H83L82 80L80 81V82H78V80H77V82L79 83V84H77L78 86H76V84H67V85H64V86H62L63 85V82H64V84H65V80H63V81H61V83H59V81L58 80H56V78H54V80L53 81H51ZM56 80V81H55ZM87 80H86V82H87ZM100 80V81H101ZM128 80V81H127ZM139 80V81H138ZM151 80V81H150ZM158 80V81H157ZM237 80H238V82H237ZM261 80V82H262V84H263V87H264V83H263V81ZM58 81V82H57ZM101 81V82H102ZM104 81V82H105ZM138 81V82H137ZM155 83H154V82ZM208 81V82H207ZM222 81V82H221ZM51 82H54L53 84H51ZM55 82H56V84H55ZM106 82L104 83V84H106ZM126 82H128L127 83V85H126ZM133 82V83H132ZM153 82V83H152ZM157 82V83H156ZM180 82V83H181ZM207 82V83H206ZM57 83H59V84H57ZM103 83V82H102ZM109 83H108V85H109ZM239 83V84H238ZM155 84H157V85H155ZM200 84H201V86H200ZM202 84H203V86H202ZM52 85H55V89H54V86L52 87ZM59 85V86H58ZM61 85V86H60ZM71 85L72 87H69V86ZM75 85V86H74ZM107 85V84H106ZM107 85V86H108ZM130 85V86H129ZM73 86H74V88H73ZM120 86H122L121 88H120ZM127 86H128V88H127ZM159 86V87H158ZM61 87V88H60ZM66 87H68V89H66ZM109 87H111V85H109ZM112 87H114V84H112ZM126 87V88H125ZM151 87V88H150ZM202 89H201V88ZM236 87V88H237ZM159 88V89H158ZM162 88V90H160ZM235 88V87H234ZM235 88V89H236ZM59 89V90H58ZM63 89V90H62ZM80 89V90H79ZM124 89V90H123ZM129 89V90H128ZM147 89V90H146ZM196 89H201V90H203V94L202 93H200L201 94V96H199L198 95V93H195V94H197V95H195V94H193L194 92H196L195 90ZM208 89V90H207ZM58 90V91H57ZM67 90H69V91H67ZM152 91V94H151V91ZM160 90V91H159ZM200 90V91H201ZM64 91V92H63ZM66 91V92H65ZM186 91V93H189V97H192V94L193 95H195V97L196 98H194V96H193V100H194V104H195V106H194V104L190 107L189 106V104H188V101L185 99V97L183 96L184 94H183V92H185ZM199 91V90H198ZM56 92V93H55ZM58 92V93H57ZM74 92V93H73ZM82 92V93H81ZM164 92V93H165ZM208 92V93H207ZM61 93V94H60ZM79 93V94H78ZM130 93V94H129ZM156 93L160 96L159 98H158V95H157V97H156ZM169 93V92H168ZM192 93V94H191ZM206 93V94H205ZM166 94V93H165ZM263 94H264V91H263ZM76 95V96H75ZM79 95H81L80 97H79ZM127 95H128V97H127ZM130 95V96H129ZM140 95V96H139ZM145 95V96H144ZM155 95V96H154ZM182 95V96H181ZM191 95V96H190ZM71 96V97H72ZM132 96V97H131ZM198 96H199V98H198ZM79 97V98H78ZM150 99V98H152V99H148V98ZM80 98H81V100H80ZM156 98H158V101H157V99ZM90 99H92V100H90ZM136 99V100H135ZM144 99V100H143ZM170 99V100H169ZM80 100V101H79ZM124 100V102L126 103V101ZM135 100V101H134ZM151 100H153L154 101V103L159 107V105L160 106H162L163 105V109H162V107H159V112H156L157 111V109H158V107L155 105L154 107V109L153 108H151V109H145V111H142V110H144V108H146V106L147 105H149L151 102H153V101H151ZM197 100V101H196ZM222 100V101H221ZM142 101V102H141ZM251 101H253V99L251 100ZM250 99L247 101L248 103H247V105H246V108L245 109H243V115H245L247 112H248V110H247V108L250 110V108L252 107V104H254L253 102H252V104H250ZM136 102V103H135ZM143 104H141V103ZM144 102V103H143ZM171 102V103H170ZM196 102V103H195ZM87 104V105H85V104ZM126 103V104H127ZM133 103V104H132ZM134 103H135V105H134ZM148 103V104H147ZM168 103V104H167ZM220 103V104H219ZM92 104H94V102L92 103ZM145 104H147V105H145ZM82 105V104H81ZM145 105V106H144ZM169 105V106H168ZM172 105V106H171ZM218 107V109H219V111H220V113H219V111H218V109H217V107ZM168 106V107H167ZM251 106V107H250ZM140 107V108H139ZM143 107V108H142ZM216 107V108H215ZM40 108V106H37V109H39ZM142 108V109H141ZM157 108V109H156ZM174 108V109H173ZM213 108V109H212ZM139 109H141V110H139ZM153 109V110H152ZM173 109V110H172ZM217 109V110H216ZM36 110V109H35ZM137 110H139L140 112H138ZM166 110L167 111H170V113H172V115H168V113L169 112H167L166 113ZM210 110H212V112L210 111ZM135 111H137L136 113H135ZM153 111V112H152ZM164 111V112H163ZM175 111V112H174ZM205 111V112H204ZM206 111H207V113H206ZM214 111L216 112V114L214 115ZM132 112H134L133 113V115H137V117L136 118H138V119H136L133 115L132 116H130L131 115V113ZM174 112V113H173ZM197 112H198V114H197ZM199 112H200V114H199ZM201 112H202V114H201ZM206 114H204V113ZM208 112H211V113H208ZM246 112V113H245ZM150 113V114H149ZM154 113V114H153ZM169 113V114H170ZM196 113V115L194 116V114ZM213 113V114H212ZM144 114H146V115H144ZM157 114V115H156ZM208 114V115H207ZM210 114H212L213 115V117L215 118H213L212 117V115H210ZM139 115H141L140 117H139ZM188 115V116H187ZM191 115V116H190ZM197 115H199V116H197ZM201 115V116H200ZM209 115L211 116L210 118H206V116H208L209 117ZM219 115V116H218ZM127 116H130V117H127ZM144 116H145V118H144ZM194 116V117H193ZM197 116V117H196ZM203 116V117H202ZM133 117H134V119H133ZM195 117H196V119H195ZM198 117H200L199 119H198ZM205 117V118H204ZM264 116H262L261 118H253L252 119V122L253 123H251V124H253V126L254 127H257V128H259V129H261V130H264V118H263ZM127 118V119H126ZM129 118V119H128ZM140 118V119H139ZM174 118V119H173ZM193 118L197 121H194L196 124H198L199 126H197V130H198V139H197V141H195L196 140V136H194V133L192 132V130H189V122L188 121H193ZM176 119V120H175ZM199 121H198V120ZM256 121H255V120ZM260 119H262V121L260 120ZM127 120V121H126ZM130 120V121H129ZM180 120V121H179ZM254 120V121H253ZM135 121V122H134ZM259 122V124H258V122ZM129 122V123H128ZM131 122V123H130ZM133 122V123H132ZM261 122V123H260ZM0 123H1V121H0ZM177 123V124H176ZM189 123V124H188ZM228 123V124H227ZM127 124V125H126ZM188 124V125H187ZM226 124V125H225ZM258 124V125H257ZM263 125V126H262ZM186 126H188V128L186 127ZM122 128V129H121ZM181 128V129H180ZM220 128V129H219ZM124 129V130H123ZM242 129H243V131H242ZM248 130L247 129V127H241V128H239V129H237L238 131H242V133L243 134H246V132H244V130ZM184 130V131H183ZM189 130V131H188ZM176 131V132H175ZM186 131V132H185ZM123 132V133H122ZM155 132V133H154ZM162 132V133H161ZM163 132H164V135H163ZM168 132V133H167ZM211 132H213V133H211ZM215 132V133H214ZM224 132H225V130H224ZM120 133V134H119ZM134 133V134H133ZM192 133H193V136H192ZM209 133H210V135H209ZM229 133H231L230 131L228 132V134L227 133H225V134H227V136L229 135V138H234L236 135H237V133L235 134V133H233L232 132V134L230 135ZM122 134V135H121ZM83 135V137H79L78 139H77V141H79V142H77V143H82L83 145L85 144V143H89L90 142V137H89V139H87L88 138V135H86L85 134V136L87 137V138H85V136H84V134H82ZM81 135V136H82ZM114 135V136H115ZM158 135V136H157ZM201 137H200V136ZM206 135H208V136H206ZM164 136V137H163ZM233 136V137H232ZM166 137V138H165ZM204 137V138H203ZM158 138V139H157ZM160 138V139H159ZM162 138H163V140H162ZM165 138V139H164ZM172 138H170L169 140L171 141L172 140ZM192 138H195V140L194 139H192ZM200 138L202 139V141L200 140ZM81 139V140H80ZM173 139V140H174ZM84 140H85V142H84ZM88 140V141H87ZM105 140V141H104ZM165 140V141H164ZM198 140H200V142L198 141ZM205 140V141H204ZM235 140V139H234ZM104 141V142H103ZM107 141H108V139H107ZM106 141V139L105 138H97L95 141H93V143L94 144H96L95 146H97V149L99 148V150H105L104 148H106V149H109V152H108V155H106V157H109L110 156V154L112 153L110 150L112 149H110V147L108 146L110 143H109V141H108V143H105V142H107ZM164 141V142H163ZM191 142V143H192ZM199 142V143H198ZM81 143H80V145H81ZM166 143V142H165ZM206 145H204V144ZM156 144H157V146H156ZM74 146H68V147H71V148H73V149H70L69 148V150H68V147H66V146H62L63 147V149H62V147H59V148H57V152H59V153H57L58 155L59 154H61V156L59 155V157L57 156V157H54V155L52 156V159L50 160L51 162H49V161H45V162H39V163H37L35 166V168H34V166H31V169H30V171L32 172V174L34 175H36V176H32V174H31V176H32V178H35V177H37L39 174L42 176L40 179H38L39 177H40V175L38 176V178H36L37 179V181H38V183L40 182V180H42L40 183H42V182H45L46 183V185L45 184H43L42 183V185H44V186H46L47 188H48V190L49 191H53L54 190V188L52 187V186H54L55 184L53 183L54 181H52V180H56L57 178H60V177H62V181H60L59 183H57V184H59L58 185V187L57 188H63L64 187V189L65 188H70V187H74V185L78 182V180L79 181H81V180H83V179H81L80 177H82V178H84L83 177V175L84 176H89V177H91L93 174H95V175H98L99 173H105V171L106 170H108L109 168H107V167H104V163L105 162H103V160L104 159H96V161L95 160H90L89 159V161L87 160V158H88V156H86L85 154V156H86V160H85V156L82 154L83 153V150L82 149H80V148H78L77 149V147L75 146V144H73ZM111 145V144H110ZM205 146V148H203L202 146ZM106 146V147H105ZM83 147V146H82ZM109 147V148H108ZM161 147H163V146H161ZM67 150H66V149ZM76 149V150H75ZM156 149H158V147L156 148ZM241 150V151H240ZM81 152V153H79V152ZM77 152V153H76ZM56 153H55V156H56ZM74 153H76V154H74ZM238 153H242V154H247L248 153V151L246 150L245 151V149L243 148V150H242V148L240 147L239 148V150H238ZM73 154L75 155V156H73ZM80 154H82L81 156L82 157H84V158H81V156H80ZM136 154V153H135ZM53 157H54V159H53ZM100 157H102V156H100ZM99 157V158H100ZM60 160H59V159ZM80 158V159H79ZM55 159H57V160H55ZM259 159H261V160H259ZM53 160H55V161H53ZM59 160V161H58ZM80 160V161H79ZM83 160V161H82ZM84 160L86 161V163L84 162ZM55 164H54V163ZM57 162V163H56ZM233 162H238V161H233ZM251 162H255L254 163V165L255 164H257V165H255L256 167L258 166L259 168H260V166L262 167V168H264V154H263V156H261L260 158H258V159H256V161L254 160V161H251ZM42 163H43V165H42ZM50 163V164H49ZM65 163V164H64ZM68 163V164H67ZM179 163H183L182 165H185V169H187V167L188 166H186V163L185 162H177V168H175V169H172L171 170V172H170V170L168 169V171H166L165 173L167 174V172L169 173V175L168 176H170V175H172V176H174L175 174H178L179 176H178V179L179 178H187L188 179V181H187V179L185 178V179H182L181 180V182H176V183H174V184H172V185H169L168 184V178H170V177H168L166 174H164V175H166V177H161L162 178V180H160L159 179V184H158V186H154L153 187V185L154 184H156L157 182H155L156 180H151L150 181V183H152V186H151V184L150 183H148V185H149V191L147 190V191H145V192H143L141 195H140V197H133V199H131L130 201H128V203H127V205L125 206L126 208L128 207L129 209H131V211H127L126 210V208L125 207H123V206H120V205H118V207L117 206H115V204H114V206L115 207H113V204H112V206H111V204H110V202L111 201H113L112 200V198H113V196L112 195H108L107 196V193H105V192H103V193H105V194H103L102 192H100V191H92L91 190V192L92 193H94V192H97L98 194H96V193H94L93 195L92 194H90V193H87V192H89V191H87V190H90V189H88L87 188V190H86V188L84 189V188H81V189H83V190H85V191H83L82 190V192L81 191H79L78 190V193H77V197H78V199H77V197L76 196H74V198H73V202L71 201L72 199H70V201L72 202L71 203V205H70V207L73 205V203H74V201H75V198L79 201V202H75V203H77V204H75V205H73V206H75V208L77 207L76 205H78V207H80V209H85V210H87L86 208H87V206L89 207V205L90 204H92L93 202H94V205H93V207H89L90 209H91V211H94V208H95V206L97 207V205H98V207L100 206L101 208H98V210H95L94 212H98L100 209V213L102 214V215H104V212L106 213V211H107V213L106 214H109V213H112L113 212V210L114 209H120V213L121 212H132V211H136V210H141V209H145V208H149V209H154V208H156V209H160L161 207H162V205H161V202L166 198V199H168V197H170L171 196V199H173V197H175V196H178L179 198H177V197H175V199L177 198V199H180V198H187V195H189L190 193H189V191H191L192 193H191V195H190V197L191 198H194L195 196H199L198 195V192H199V194H201V193H204L205 195H202L203 197H205V200L208 202L209 200H207L206 199V197H209L210 195H211V197H213V194L215 193L216 194V192H218V191H220L221 189H220V187L223 189V188H225V187H229V188H231L233 185H235V186H238V188L237 189H239V188H241L242 186L244 187V189L245 190H250L248 193H250V194H252V192L253 191H255V192H253L254 194L257 192V194H260L261 192H264V189L262 188V186L264 185V181L261 179H259V178H261V176L263 177V179H264V173L262 174V175H260V177L258 178V179H256V181H260L259 182V184H261V183H263V185L261 184V185H259L258 184V182H256L255 181V178L251 175V170L250 169H253V167H251L250 165H246L245 167L244 166H242L241 167V165H239V164H230V165H226V166H217L216 168H215V172L217 173L218 171V174H217V176H216V173L213 175V176H215L216 178H217V180H216V182H214L213 181V183H209L208 185H209V187L208 186H206L204 189H202V190H200L199 191V189H196L195 191L197 192L196 194H195V192H194V190L193 189H195L194 188V183L196 182V181H199L200 180V178L202 177H204V176H202V174H200V173H197V174H191L190 172H188V170H187V172H186V170H184V168H183V170L181 169V170H179L178 169V165H181V164H179ZM262 165H261V164ZM49 164V165H48ZM73 164V165H72ZM75 164H77V165H75ZM100 164V165H99ZM45 165H46V167H45ZM47 165L49 166V168L47 167ZM57 165V167H55ZM61 165V166H60ZM71 165V166H70ZM81 165V166H80ZM86 165H87V167H86ZM42 166V167H41ZM60 166V167H59ZM99 166H100V169H99ZM101 166H102V168H103V170H102V168H101ZM240 166V167H239ZM43 167H45L44 169H43ZM54 167V168H53ZM81 167V168H80ZM221 167V168H220ZM227 169H226V168ZM237 167H238V169H237ZM244 167V168H243ZM33 168V169H32ZM46 168L47 169H49V170H52L51 171V173H50V171L48 170H46ZM52 168V169H51ZM78 168V169H77ZM82 168H84V169H82ZM96 168H98L97 170H96ZM106 168V169H105ZM242 168V169H241ZM246 168V169H245ZM75 169V170H74ZM82 171H81V170ZM86 169V170H85ZM171 169V168H170ZM240 169V170H239ZM244 169V170H243ZM45 170V171H44ZM55 170V171H54ZM73 170V171H72ZM84 170V171H83ZM100 170H102V171H100ZM173 170H179L178 172H176V173H174V175L173 174H171L172 172H173ZM217 170V171H216ZM42 171V172H41ZM44 171V172H43ZM81 171V172H80ZM90 171H91V173H90ZM95 171V172H94ZM100 171V172H99ZM241 171V172H240ZM243 171V172H242ZM250 171V172H249ZM30 172V173H31ZM37 172H38V174H37ZM40 172V173H39ZM57 172V173H56ZM59 172H65V173H63L62 175H61V173H60V175L58 174ZM71 172H73L72 173V175L73 176H71L70 174H71ZM89 172V173H88ZM99 172V173H98ZM107 172V171H106ZM232 172H234V173H232ZM238 172V173H237ZM239 172L240 173H242V175H246L247 174V172H249L247 175L248 176H250V177H248L247 175V177L246 176H244V177H246V178H244V177H242V178H239V177H241L242 175L241 174H239ZM245 172V174H243ZM54 173V174H53ZM58 175V177H56L57 175ZM76 173H78V175H79V177L77 178H75L74 177V175H77ZM86 173H88V174H90V175H88V174H86ZM185 175H184V174ZM44 174V175H43ZM47 174H49V175H47ZM82 174V175H81ZM181 174H182V176H181ZM232 174H234V175H236V174H239V176H238V178H237V176H233L232 177ZM250 174V175H249ZM52 177H51V176ZM54 175V176H53ZM69 175H70V177H69ZM187 175V176H186ZM192 175V176H191ZM194 175H196V176H194ZM48 176H50L52 179H50V177L48 178ZM63 176H65V177H63ZM171 176V177H172ZM181 176V177H180ZM184 176V177H183ZM190 176V177H189ZM194 176V177H193ZM197 176H199V177H197ZM46 179H45V178ZM189 177V178H188ZM197 177V178H196ZM232 179H231V178ZM54 178H56V179H54ZM64 178V179H63ZM73 178H75V180L73 179ZM194 178V179H193ZM201 178V179H202ZM250 178H252V181H255V183L254 182H252L251 180H250ZM36 179H33V180H36ZM78 179V180H77ZM81 179V180H80ZM84 179H87L86 177L84 178ZM178 179H176V181L178 180ZM195 179H197V180H195ZM221 179V180H220ZM241 179H245V180H241ZM247 179V180H246ZM249 179V180H248ZM47 180H48V184H47ZM164 180V181H163ZM192 180V181H191ZM229 180V181H228ZM232 180V181H231ZM50 181H52L51 183L53 184H51L50 183ZM75 181V182H74ZM194 181V182H193ZM219 181V182H218ZM225 181H227L226 183H225ZM234 181V182H233ZM64 182H65V184H64ZM164 182V183H163ZM220 182H222V183H220ZM241 184V187H239L240 186V184ZM244 182V183H243ZM245 182H248V183H245ZM29 183H30V185H29ZM33 183V182H32ZM31 182H28V185H29V187L31 186V184H32ZM35 183V185L37 184L36 183V181L34 182ZM34 183H33V185H32V188L31 189H33L35 186H34ZM61 183V184H60ZM228 183V184H227ZM235 183V184H234ZM57 184H56V186H57ZM183 184H185V185H183ZM221 184V185H220ZM224 184V186L222 187V185ZM230 184V185H229ZM233 184V185H232ZM253 184H254V186H253ZM257 185V187H256V185ZM157 185V184H156ZM167 185L169 186V187H167ZM179 185H181V186H179ZM188 185V186H187ZM213 185V186H212ZM216 185L218 186V187H216ZM227 185V186H226ZM245 185V186H244ZM249 186L248 188H247V186ZM252 187H251V186ZM38 186V185H37ZM41 186V185H40ZM44 186H43V188H44ZM48 186H50V187H48ZM56 186H54L55 188H56ZM162 186H166V187H163V189H162V187H161V190H162V192L160 191V187ZM52 187V188H51ZM153 187V188H152ZM171 187V188H170ZM174 187H175V189L177 190V192H175L176 190L174 189ZM178 187H180L179 188V191H178ZM243 187L241 188V189H243ZM254 187H255V189L256 190H254ZM264 187V186H263ZM46 188V189H47ZM49 188H51V190L49 189ZM166 188V189H165ZM168 188V189H167ZM186 188V189H185ZM188 188V189H187ZM192 190H191V189ZM209 188H210V190H209ZM214 190H213V189ZM220 190H219V189ZM252 190H251V189ZM257 188H259V190L257 189ZM261 188V189H260ZM53 189V190H52ZM155 189L157 190V191H155ZM174 189V190H173ZM183 189V190H182ZM217 191H216V190ZM167 192H165V191ZM169 192H168V191ZM184 191V192H181V191ZM212 190L214 191V192H212ZM164 191V192H163ZM188 191V192H187ZM204 191V192H203ZM211 191V192H210ZM216 191V192H215ZM261 191V192H260ZM81 192V193H80ZM157 192V193H156ZM159 192V193H158ZM171 192H172V194H171ZM181 192V193H180ZM209 193V194H207V193ZM84 194V196H83V194ZM161 193V194H160ZM165 195H164V194ZM179 195H178V194ZM188 193V194H187ZM195 195H194V194ZM213 193V194H212ZM167 194V195H166ZM173 194H174V196H173ZM193 194V195H192ZM80 195H82V197L80 196ZM90 195V196H89ZM103 195V196H102ZM105 195V196H104ZM145 195V196H144ZM157 197H156V196ZM183 195H185V196H183ZM207 195V196H206ZM85 196H87V197H85ZM141 196H142V198H141ZM153 196H154V198L156 199V200H154V198H153ZM160 196V197H159ZM163 196L165 197V198H163ZM183 196V197H182ZM194 196V197H193ZM83 197H84V199L86 198L87 200H85L84 201V199H83ZM110 197H112V198H110ZM159 197V198H158ZM137 200H136V199ZM141 198V199H140ZM145 198V199H144ZM199 198H200V196H199ZM202 198V197H201ZM210 198V197H209ZM69 199V198H68ZM114 199V198H113ZM150 199V200H149ZM163 199V200H162ZM195 199H197V197H195ZM145 200V201H144ZM151 200H153V201H151ZM96 201V202H95ZM136 201V202H135ZM157 201H160V203L159 202H157ZM105 202V203H104ZM131 202V203H130ZM153 202V203H152ZM86 205H85V204ZM108 203H109V205H108ZM139 203H141V204H139ZM144 203V204H143ZM152 203V204H151ZM156 203V204H155ZM163 203V202H162ZM83 204H84V206H83ZM137 204V205H136ZM248 204L249 203H243L242 205H243V207L240 205V207H242V208H246L247 206H248ZM91 205V206H92ZM151 205V206H150ZM153 205V206H152ZM154 205H156L155 207H154ZM209 205H211V204H209ZM110 206H111V209H110ZM145 206H147V207H145ZM62 206H58V208L56 209V210H54V211H52L53 209H50L51 210V216L53 215V213L55 212H61L62 210H63V212H66V210L68 209L67 207V209L66 208H61ZM81 207H83V208H81ZM86 207V208H85ZM102 207L104 208V209H102ZM107 207V209H106V211H105V208ZM114 209H113V208ZM117 207V208H116ZM142 207V208H141ZM209 207V209H210V207L211 206H208ZM207 207V208H208ZM88 208V209H89ZM127 208V209H128ZM220 209L219 207H217V206H213L212 205V207H211V210H214V209ZM244 208V209H245ZM58 209H60L59 211H58ZM66 209V210H65ZM72 209H74V208H70V209H68L69 211H72ZM77 209V208H76ZM96 209V208H95ZM113 209V210H112ZM121 209H125V211L124 210H122L121 211ZM217 209V210H218ZM75 210V209H74ZM102 210H104L103 212H101ZM118 211V210H117ZM219 211V210H218ZM29 212V211H28ZM28 212H26V215H25V219H26V221H27V217L26 216H28L29 218V222L28 223H31V221H32V219H34V220H37L36 218H38V216L34 213V212H30V214L32 213V214H34V216H32V214L30 215ZM53 212V213H52ZM96 212V213H97ZM98 212V213H99ZM214 212H217V211H215L214 210ZM49 213V212H48ZM50 213L48 214L49 216H50ZM99 213V214H100ZM99 214H97V215H99ZM96 215V216H97ZM102 215H99V217L100 218H96V219H98V220H101V216ZM32 216V217H31ZM105 216V215H104ZM32 218V219H31ZM31 220V221H30ZM72 221H74L73 219H69L68 220V222H64V223H61V224H59V226H60V229H62V227H63V225H65L64 227L65 228H67V224L68 223H71ZM77 221H78V219H77ZM96 222V221H95ZM73 223V222H72ZM75 223H76V221H75ZM98 223V222H97ZM100 223V222H99ZM77 224V223H76ZM101 224V223H100ZM54 227H59L57 224H55V225H53ZM63 227V229H65ZM59 229V228H58ZM62 229V230H63ZM156 230V229H155ZM157 231H159V230H157ZM156 231V232H157ZM156 232L155 233H153V235L154 234H156ZM160 232V231H159ZM159 232H157V234L156 235H154V237H151V238H154L155 239V237L156 236H160L161 235V239L163 238V235H162V231H161V234H158ZM7 238V239H6ZM147 238H149V236L148 237H146V238H144L143 240H145V239H147ZM156 238H159L160 239V237H156ZM5 239V240H4ZM9 237H3V238H1V240H0V244H2V245H0V248H9V246H8V243H5V241H7V242H9V243H11L9 240ZM150 239V238H149ZM3 241H4V243L5 244H7V247H6V245L3 243ZM11 241H12V239H11ZM24 244H26V243H24ZM10 245V247H11V244H9ZM23 245H21L20 246V248L22 247ZM24 246H26V245H24ZM24 248V247H23ZM26 248V247H25ZM24 248V249H25ZM31 255H30V257H31V259L33 260H35L36 259V254L34 253H30ZM36 255V256H35ZM28 259H29V255H28ZM30 259V260H31ZM29 260V261H30ZM31 260V261H32Z\"/></svg>","mask_w":264,"mask_h":264}]
</instances>
